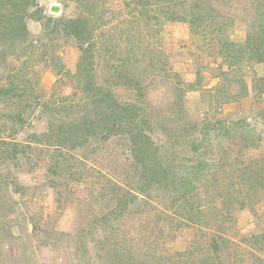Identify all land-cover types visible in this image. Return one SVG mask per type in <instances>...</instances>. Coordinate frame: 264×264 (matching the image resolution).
Returning <instances> with one entry per match:
<instances>
[{
  "label": "rangeland",
  "instance_id": "obj_1",
  "mask_svg": "<svg viewBox=\"0 0 264 264\" xmlns=\"http://www.w3.org/2000/svg\"><path fill=\"white\" fill-rule=\"evenodd\" d=\"M37 4L0 40V264H264V0Z\"/></svg>",
  "mask_w": 264,
  "mask_h": 264
},
{
  "label": "trees",
  "instance_id": "obj_2",
  "mask_svg": "<svg viewBox=\"0 0 264 264\" xmlns=\"http://www.w3.org/2000/svg\"><path fill=\"white\" fill-rule=\"evenodd\" d=\"M142 2L144 8H149L150 3H154V0H139ZM168 7L176 5L178 3V0H165ZM38 0H0V40L4 42L5 40H15L18 35H20V38L25 39V36H28L29 28L26 24V17L31 16L29 8L31 6H37V11L41 12L42 6L37 4ZM181 5H184L181 3ZM196 6H190V7H181L178 11L175 8L170 9L169 12H166V17L172 20H186L192 25L196 23V16H199V14H196ZM151 12L152 10L149 9ZM39 19H43V16H39ZM66 23V27L68 28V33H71L74 35L80 42V48L83 52V55L85 56V53L87 54V48L83 46L85 45V42L87 41V37L85 35V28L86 23L88 20L86 18L80 17L77 19H69V20H63ZM264 35V33H263ZM252 37V36H251ZM251 37L248 40V43L250 42V46L253 44V39ZM5 41V42H6ZM257 54H259L258 61L264 62V50L261 52L257 51ZM1 90V89H0ZM10 90V89H8ZM110 96V93L108 94ZM114 103L109 104V115L106 119V126L108 132H111L112 130L116 129L117 127L114 126V123H117L120 127L121 124L125 123L126 121L132 120L136 116V111H134L133 106L127 105H119ZM110 116V117H109ZM120 122V123H119ZM79 124H76L74 122H66L61 123L58 125V136L61 144L63 142L70 140H81L84 137H87L88 133L85 131L83 133H79V131H76V127H79ZM91 129V128H90ZM142 132L139 130L136 132L135 135V143H134V152L135 154L142 155L144 152L148 155L147 148L144 149L145 146L138 144L137 139H142ZM79 140V141H80ZM140 152V153H139ZM146 155V158H147ZM145 158V160H146ZM156 163V160L153 161V163ZM152 163V164H153ZM153 165H146L144 162V166L148 167V172H151L153 176L159 175L162 176L164 173H166L167 169L161 165L160 168H158L160 165L155 164ZM197 167V166H196ZM196 167L194 168L196 170ZM163 175L162 177H164ZM156 177H154L155 179ZM162 178L159 179L157 182H161ZM153 181V180H150ZM171 185L168 186L173 192L175 191H182L183 197L185 195L186 190L191 189V180H188L186 178H180V179H172ZM143 190V189H142ZM185 191V192H184Z\"/></svg>",
  "mask_w": 264,
  "mask_h": 264
},
{
  "label": "crops",
  "instance_id": "obj_3",
  "mask_svg": "<svg viewBox=\"0 0 264 264\" xmlns=\"http://www.w3.org/2000/svg\"><path fill=\"white\" fill-rule=\"evenodd\" d=\"M41 5V4H40Z\"/></svg>",
  "mask_w": 264,
  "mask_h": 264
}]
</instances>
